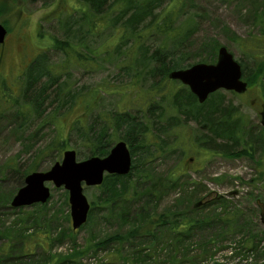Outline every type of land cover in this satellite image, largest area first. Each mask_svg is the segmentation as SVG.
<instances>
[{
    "label": "rangeland",
    "instance_id": "obj_1",
    "mask_svg": "<svg viewBox=\"0 0 264 264\" xmlns=\"http://www.w3.org/2000/svg\"><path fill=\"white\" fill-rule=\"evenodd\" d=\"M115 1L118 0H107V5ZM169 1L162 0L156 12ZM183 3L176 24L188 17L191 20L189 36L175 50V56L183 59L180 69L198 63L214 64L218 47L225 46L241 65L242 74L244 66L248 79L255 63L254 53L251 55L245 45L248 44L249 49L250 40L264 33V0H184ZM78 6L77 0H0V23L7 29L5 42L0 44V262L30 264L43 259L40 247L32 249L33 254L23 255L20 251L26 241L23 236L32 233L42 240L48 236L49 229L51 242H46L45 248L51 247V256L63 257L71 251L70 236L83 247L91 237L100 240L104 234H118L136 227L145 214H164L170 222L183 216L202 225H194L190 232L183 234L162 229L163 232H156L157 236L149 241L131 239L128 247L151 245L154 241L152 247L163 249L161 260H164L167 245L174 249L176 239L191 244L192 254L199 253L197 247L203 246L207 254H203L206 256L201 264L264 262V123L261 116L264 112L260 113L264 109L261 95L264 94V77L260 85L244 77L249 85V91L244 94L221 89L209 96L208 101L220 98L221 106L232 111L237 121L224 136L214 141L213 147H218V152H208L201 143L210 137V132L202 128L205 123L201 116L187 117L182 113L178 115L181 126L176 128V131L182 129L181 145L175 146L174 128L166 124V118L162 122L157 118L161 107L169 108L171 103L162 98V94L156 97L149 94L151 87L161 84V77L141 73L137 78L138 87L133 91L127 88L134 80V73L140 70L124 68L134 39L120 44H116L115 39L132 11L124 15L114 11L102 26L101 21L97 22L98 31L88 34L83 13L74 11ZM150 19L146 17L137 29L147 25ZM52 37L65 39L73 46L80 38L88 49L100 48V53L92 58L91 66L73 62L62 69L66 57L50 45L48 41ZM144 43L151 52L159 44L158 36L152 34ZM144 48L139 47L137 52H144ZM138 53L132 64L140 68L146 59L141 56L139 62L142 53L137 57ZM38 54L44 55L34 61ZM33 61L35 67L30 72ZM48 67H53V74L47 73ZM29 79H32L31 87ZM172 83L182 92L181 97L189 91L182 83ZM96 90L98 101L88 109L92 101L90 92ZM138 93L141 95L136 98ZM147 103H150L149 125L155 123L150 134L156 137L157 143L156 149L151 151L158 150L148 162H140L130 175L138 196L129 202L117 201L110 220L106 219L107 208L91 209L86 224L72 234L68 192L51 181L44 183L50 191L45 203L24 207L10 205L18 189L25 185V177L34 171L45 172L61 162L65 150H74L76 160L81 161L94 156L90 154L91 142H97L95 136L101 140L99 132L103 134L101 142L109 144L107 154L118 141L132 139L126 127H118L120 116L139 118ZM161 125L165 129H159ZM188 149H197L195 161L186 153ZM179 163L181 176L176 188L159 197L149 196L150 187L158 190L169 187L168 173ZM99 187L83 184V193L90 203L97 201L103 192ZM200 200L206 202L194 207ZM123 208L125 222L116 217L122 215ZM224 215H228L230 224L218 221L220 217L226 219ZM21 227L24 232L19 230ZM6 243H10L13 253H3L2 246ZM102 257L99 255V259ZM83 262L95 263L96 258L87 257Z\"/></svg>",
    "mask_w": 264,
    "mask_h": 264
},
{
    "label": "trees",
    "instance_id": "obj_2",
    "mask_svg": "<svg viewBox=\"0 0 264 264\" xmlns=\"http://www.w3.org/2000/svg\"><path fill=\"white\" fill-rule=\"evenodd\" d=\"M77 1L79 3V6L77 8L74 7V11L83 13L82 20L85 19L87 21L88 34H91V32H93L94 30V32L98 31V29H100V25L98 26L99 21H101L102 26V22L104 23L105 20H107V17H109V15L114 11H118V13H120L121 15L132 11L126 22L121 24V29L119 28L120 31L116 35L115 39L116 44H120L121 42L128 40L129 38L134 39L131 47H129L128 49V63L124 68H128L131 70H140L134 73V80L128 83V90L133 91L136 89V87H138L139 81L137 78H139L141 73L145 74V76L150 77L156 75L160 76L161 84L151 87L149 90V94L153 95L152 97H156L157 95L162 94L164 96L161 97L165 98V100L168 99L171 103V106L169 108L161 107V115L157 118L161 122L166 118V124L171 125V127L174 128L173 135L176 138L174 141V145H181V142L179 140L182 129L176 131V128L178 126H181L178 124V115L182 113L184 116H194L195 118H197V116H201L203 122L205 123L202 128L210 132V137H208L207 140H203L201 143L202 145L204 144L205 150H209L212 154L213 152H218V147H213L214 141L217 138L224 136V132L232 129V127L235 126L237 122L232 114V111L226 110L227 107L221 106L220 98L217 99L216 97H214L212 101H208L207 99L204 102V105H199L200 103H198L196 97L190 91H186L184 97H181L180 95L182 94V92L179 91V89L176 90L174 84L172 83V81L174 80H171L168 77V74L172 70L180 69L183 67L182 64H184L183 59H179L175 56V50L177 49L178 44L182 40L186 39L190 34L188 24L190 25L191 17L186 18L178 25L176 24L179 18V11H181L182 5H184V0H170L165 7L161 8V10L157 12L156 10H158L161 6L162 0H118L111 3L110 5H107V0ZM172 2H175L176 4L173 5ZM146 17H151L150 22L147 25L143 26L140 30H138L137 28L139 24ZM152 34L158 36L159 44L157 48L150 52V48L145 45L144 40L146 39V37H150V35ZM48 42L50 43V45L52 44L51 46L56 51H61L65 54L66 58L62 63V69H67L69 64L73 62L81 65L87 63L91 66V61L94 62L92 58H94V56L96 57V55L100 53V51L98 52L100 48H96L95 50L88 49L89 46L86 47L84 43L82 44L80 38L77 39L76 46L71 45V43H69L65 39L61 40L57 37H52ZM250 44L251 46L249 47V49L248 44L245 45V48L248 51H251V55H253L254 53L253 58L255 64L252 67L251 71L248 73V75H250L248 79L246 77V70L242 65L243 74L244 77L249 80V82L260 85V82L264 77V33L254 37L253 40H250ZM139 47H145L144 52H141L142 55H140V52H137V49ZM86 52L89 55L90 53L91 55L93 54L92 57H89ZM136 53H138L137 57L140 55L139 62L141 56L146 59V63L140 68L133 66L132 64L136 57ZM43 55L44 54H38L35 57L34 61H37L41 58V56L43 57ZM34 61L32 62L33 64L30 63L32 64L29 66L30 72L35 67ZM47 73L53 74V67L52 69L50 68ZM31 80L29 79L30 87L32 83ZM165 89L168 90L165 91ZM98 90L90 92L92 101L88 109H91V106H93L92 103L94 101H98V97H96L98 96L96 94ZM140 95V93L135 94L136 98H139ZM261 95L264 97V94ZM88 103L89 102H87L86 104ZM149 109L150 103H147L145 105V108L141 109L140 113H142V115H140L141 117L139 116V118H137L136 116H132L129 118L128 116H125V118L120 116L119 123L121 124L118 127H126V132L129 135H132V139H124L128 147L130 148L131 156L135 155V157L132 158V166L129 174L124 176L106 175L100 187L97 186L100 189L102 188L103 192L100 193V197L96 199L97 201H93L91 203V209L94 210V208L97 207L107 208V220H110V212L113 211L112 209L113 207H115L117 201L124 199L129 202V200L132 201L138 196L137 187L134 184V181L129 179L130 175L134 171V169L139 166L140 162H148L149 158H152L158 150L157 149L155 153L151 151L152 149H156V147L154 146L157 145V143L155 142L156 137H153L150 134L151 128L155 123L153 125H149ZM185 109L188 110L187 113L184 112ZM142 119H145V121L143 122ZM140 120L143 123H141ZM159 129L163 130L165 129V127L161 125V128ZM98 134L99 138L102 140L103 134H101L100 132ZM94 139H96L97 142H91L90 154L94 156L106 155L108 153L107 148L109 147V144L104 143V141L101 142V140L97 139L96 136ZM59 142L60 139L57 140L56 144L58 145ZM196 150L197 149H188L186 152L187 154L192 156L191 158H193V161H195ZM244 150L248 149L245 148ZM243 152L245 153V151ZM190 153L193 154L191 155ZM177 167L174 168L173 172L171 171L170 173H168L167 182L169 183V187L165 190H161V188H159L158 190L154 189V187H150V190L148 192L152 193H150L149 196L156 195V197H159V195L166 192L167 190L176 188V186L178 185L177 179H179V177L181 176L179 174V172L181 171L180 163ZM146 175L148 178L149 175ZM159 183L160 182H158L157 184ZM144 191L146 192V190ZM192 194L194 195V193ZM146 204L147 203H145V205ZM120 213L122 215L117 214L116 217L119 221L122 219L121 222H125V209L123 208L122 211L120 210ZM224 216L226 217V219L220 217L218 221H221V223L228 222L230 224V218L228 217V215ZM141 221L142 222H140L136 227L128 230H123V232L121 233L104 234V236L100 240H96L91 237L89 240H86L83 247L78 246L73 240L74 237L70 236L69 239L72 241L71 251L63 257L59 254L51 256V247L49 246V249L45 248V243L51 242V240H48L50 233L49 229H47L48 236L46 235L45 238H41L42 240H39L38 237L36 239L35 233H32L31 235L26 237L23 236V239L26 238V241L23 243L24 246L20 251L23 255H28L31 253L33 254L32 249H34L35 251L37 247L41 248L44 258L41 260H36L30 264H148L149 262H152L153 264H201L202 259L206 256L203 255L207 254V251L203 252V246L197 247L199 249V253L192 254L191 250H194V247L191 244H186L182 241L177 242L176 239L174 240V249H172L170 245H167L168 254L166 255L164 260H161V250L163 249L161 248V250H158V248L152 247L153 245H155L154 241L151 245L149 243L148 245H133L132 247H128V245H130L132 242L131 239L135 240L138 238L137 240H139L141 238H145L149 241L155 238L157 236L156 232L158 233L162 229H168L171 232L179 234L188 233L193 229L194 225H197L198 222L195 220H188L183 216L181 218H178V221L176 219H173V221L170 222L165 219L164 214H145V218H143ZM201 225L202 223H199L197 227H200ZM198 229L200 228H197V230ZM19 230L21 232L25 231L24 227H21ZM71 232L73 234L75 231ZM9 245L10 243H6L5 246H2L3 253L11 254L14 252L12 249H10ZM99 255L103 257L99 259ZM87 257L96 258V262L84 263L83 261ZM62 259L63 261H61ZM0 264L4 263L0 262Z\"/></svg>",
    "mask_w": 264,
    "mask_h": 264
},
{
    "label": "water",
    "instance_id": "obj_3",
    "mask_svg": "<svg viewBox=\"0 0 264 264\" xmlns=\"http://www.w3.org/2000/svg\"><path fill=\"white\" fill-rule=\"evenodd\" d=\"M6 34V28L0 23V44L4 43ZM168 77L188 86L199 103H204L211 93L221 89L242 94L248 87L242 77L241 65L225 46L219 47L214 64L198 63L186 69L172 70ZM261 116L264 123V113ZM130 168L131 155L124 141H118L102 158L91 156L77 161L74 150H65L61 162H56L45 172L34 171L25 177V185L14 195L11 205L21 207L46 202L50 192L44 183L51 181L56 187L64 186L68 191L72 228L77 229L86 222L90 207L83 193V182L86 186L100 185L105 173L126 175Z\"/></svg>",
    "mask_w": 264,
    "mask_h": 264
},
{
    "label": "flooded vegetation",
    "instance_id": "obj_4",
    "mask_svg": "<svg viewBox=\"0 0 264 264\" xmlns=\"http://www.w3.org/2000/svg\"><path fill=\"white\" fill-rule=\"evenodd\" d=\"M5 42V41H4Z\"/></svg>",
    "mask_w": 264,
    "mask_h": 264
}]
</instances>
